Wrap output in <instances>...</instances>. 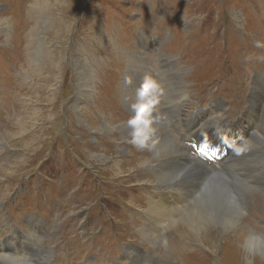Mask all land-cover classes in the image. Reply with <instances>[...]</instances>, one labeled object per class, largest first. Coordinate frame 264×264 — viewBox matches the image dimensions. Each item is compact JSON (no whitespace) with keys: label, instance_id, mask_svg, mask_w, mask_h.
<instances>
[{"label":"rangeland","instance_id":"374dc122","mask_svg":"<svg viewBox=\"0 0 264 264\" xmlns=\"http://www.w3.org/2000/svg\"><path fill=\"white\" fill-rule=\"evenodd\" d=\"M18 2L0 0V42H4L0 43V253L29 250L27 262L38 261L33 264H261L259 256L247 253L240 235L243 231L244 239L250 234L264 237L260 182L238 200L243 219L236 232L225 234L220 226L208 227L204 235L211 234L212 245L196 243L202 238L192 236L185 226L181 231L185 240L174 236L172 230L182 220L166 225V234L174 237L171 245H181V251L188 253L183 263L173 260L165 245L137 238L132 224L142 221L135 211L127 214L130 207L140 210L146 195L156 188L151 184L154 172H148L143 157L130 159L139 152L146 154L140 139L128 136L123 141L119 132L110 134L106 126L114 113L117 121L110 120L112 127L129 123L132 108L140 107L129 71L143 64L149 72L150 66L136 56L123 62L130 53L139 52L152 59L160 82L168 84L156 107L166 127L177 116L184 123L196 122L191 117L199 110L210 112L209 118L218 124L240 120L249 126L253 94L261 101L257 129L252 126L255 135L263 134L264 92L257 86L264 72V0H44L47 10L36 6L35 0ZM25 3L30 5V19L26 46L20 43L26 49L15 68L10 63L15 61L13 49L20 46V38L11 50V43L5 41L15 40L20 6ZM58 17L67 25L60 40L53 38ZM30 45L33 52L27 50ZM52 51L57 61L54 68L45 61V54ZM162 56L171 60L160 61ZM164 63H169L170 82L169 73L162 74L158 68ZM126 89L134 103L131 109L124 104ZM180 90L186 92L181 110ZM218 101L224 104L223 111L216 106ZM96 103H101V109ZM165 103L171 115L179 114H166ZM169 129L175 138L177 132L183 133L178 127ZM240 135L236 132L237 138ZM248 140L245 153L250 142L252 148H263V153L253 152L251 158L261 181L258 168L264 160V145L256 146L252 136ZM24 141L27 147H22ZM186 147L211 164L228 156L227 150L209 143L204 133ZM99 153L105 162H98ZM16 160L21 166L9 174ZM114 161L124 175L114 176L119 171ZM242 174L251 177L249 171ZM121 218L130 221L126 225L131 232L115 227ZM14 232L19 233L18 253H14L16 241L4 248L16 236ZM43 250L47 252L44 259L50 256L49 260L37 259Z\"/></svg>","mask_w":264,"mask_h":264},{"label":"bare ground","instance_id":"6f19581e","mask_svg":"<svg viewBox=\"0 0 264 264\" xmlns=\"http://www.w3.org/2000/svg\"><path fill=\"white\" fill-rule=\"evenodd\" d=\"M17 3L19 4L18 0ZM34 4H37L41 10L46 9V2H44V0H35ZM29 7L30 5H26V3L20 6L21 23L19 29L16 31L15 40H11V37H8L5 41L6 45L11 43V45L8 46V50H11L10 48L13 47V44H18V38H20L19 43L21 41V43L26 46L25 31L30 19L28 11ZM27 12L28 20L26 18ZM56 21H58V30L57 35L53 38H55L56 40H60L62 36H64L63 33L65 34V32L67 31V25L62 18L58 17ZM21 43L19 47H16L15 50L13 49V53L14 55H16V57L15 61L11 62L10 64L15 68L19 66L20 61L23 58V53L25 54L24 51L26 48L23 49ZM38 47L39 43L35 41L36 50ZM28 49L29 52H33L31 45L27 47V50ZM53 53L54 52L52 51L51 53L45 54V61H47L50 68H54L55 64L57 65V61L54 59ZM135 56L138 59L140 58L139 60L145 63L148 67L150 66L149 72L147 67L143 66V64L134 66L129 71V73H131V76H128V79L129 81L134 80L133 82H135V88L140 99V107L134 106L133 101H131V99L127 95L128 89L124 91L125 97H123L125 98L126 102L124 101V104L127 109H131L134 106V108H132L133 113L130 121L138 120L139 122L135 125L131 123H123L120 125L118 124V128H116L115 126L112 127L110 125L112 124L110 120L113 119V122L117 121V115L114 113L109 117L108 125L106 126L105 124V126L107 130L111 131L110 134L119 132V135H121V139L123 141H126L128 139V136L130 138L136 137L137 139H140V148L146 154H141L139 152L138 156L132 155L130 159L134 161V159L137 160V158H140V156L141 158L143 157L147 162L145 165H147L148 167V172H154V183L151 184H156V188H154L153 191L149 192L146 195V202H143L141 204L139 208L140 210H134L130 207L127 214L130 215L135 211L142 221V223L138 226L132 224V227H136L134 231L138 234L137 238H143V241L145 243H147L148 241L149 244L153 245H165V247L170 250V257L177 262L180 261L183 263V260L185 261V257L188 253L181 251V249L183 248V246L181 245H178L176 247H173L171 245L174 238L173 235L177 236L178 238H184V235L181 234V231H185V227H187L189 233H191L192 236H194L198 240L202 238L199 242L196 243L201 244L202 242L205 243V245L207 243H211L212 245V240H208L211 234L204 235L208 231V227L220 226L222 228L221 232L225 234L232 233L233 231L238 229V225L243 219L242 213H239L238 211L240 210L238 202L239 198L241 199V196L244 197L245 193L252 190V186L255 183L260 182V185L264 187V160L261 163L262 165L260 164L261 167L258 168L262 177L261 181L258 180L257 172L252 168L254 164L251 163L253 152L263 153V148H252V143L250 142L247 144V150L249 152H244L246 151V149H244L246 147V143L249 141L248 139H250L251 136L253 137L256 146L260 147V145H264V132L263 134L257 133L255 135L254 127L252 126V124L256 125L257 129V123L259 121L258 107L261 100L255 98V96L252 94V101L249 107V111L251 112V114L248 116L249 126H243L240 120L236 123L223 122L221 124H218L209 118L210 112L199 110L193 113L191 117V121L196 120V122L184 123L179 119L178 116L170 119L172 121V125H170V127H178L180 131H183V133L177 132V138L172 137V133L169 129L170 127H166L165 121L162 118V112L156 108L160 93L168 87V84L160 82V76L157 74V69L152 64V59L150 57L144 56L139 52H134L130 53V60L125 58L123 62H130ZM163 58L167 59V61L171 60L170 57L165 56L160 57L159 60L162 61ZM57 60L60 61L61 59ZM45 61L43 60L44 63ZM164 65L165 66H159L158 68L163 70L162 74H168L169 70L167 69L170 68H168L167 66L169 65V63H164ZM88 71H90V69H88ZM133 76H136V78H134ZM171 76L172 75H170V73L166 76L167 82H170ZM260 77L261 80L257 86V89H259L261 92H264V72L260 74ZM157 81L160 82L161 87L159 86ZM145 85H148L147 90L145 89ZM166 93L169 94L168 92ZM179 95L181 99V110V107L185 102L186 92L180 90ZM101 103H96L98 105V109H101ZM106 103H109V108L111 109L112 106H110V100H107ZM241 103L242 101L239 102V105ZM165 105L166 106H164V110L169 116L173 117L174 115L179 114V112H175V114L171 115L170 111L168 110V104L165 103ZM216 106L223 111L224 104L222 102H216ZM141 108L145 109L142 114L139 111ZM124 117L127 119L130 118L127 114H125ZM4 131L6 132V130ZM4 131L2 133H5ZM236 132L241 134L239 138H237ZM201 133H204L207 136L209 143L228 151V156L222 162L211 164L208 161L201 159L197 154L193 155L189 152V147H186L188 141H192L194 138H198ZM6 138H9V136L7 135ZM15 138L16 137H12L11 141L15 140ZM19 144L21 145L20 141ZM22 147H27L26 141L22 142ZM235 147H237V149ZM95 157L99 159L98 162L100 160L105 162L106 160L103 155H100V153ZM28 161L26 163L27 165ZM128 163L130 164V161ZM15 164L16 165L14 166V168H12V170L8 172L9 174L12 173L15 167L19 168V165L21 166V161L16 160ZM232 166L234 168H243L237 171H232ZM113 167L115 169H119V171L113 172L115 177L120 173L124 175L123 172L120 171L121 167L118 161L113 162ZM106 169L110 170V168L108 167ZM140 171L143 174L150 175L147 171ZM243 171H249L251 173V177L245 178V176L242 174ZM198 185L201 186L197 190L196 186ZM159 188L163 189L156 190ZM187 198L189 200H186ZM186 209L187 211H185ZM178 220H182L180 221L181 225H178V228L172 230L173 235L166 234V225L170 223H177ZM118 221L119 223L115 221L116 228L126 229L131 232L130 228L126 225H130V221L127 218L125 221L123 220V218L119 219ZM116 228L113 229L117 230ZM240 230L241 229H239V231ZM212 231L211 233H213ZM14 235L16 236H14L8 242V245L4 246V248H8L9 245L13 243V241L14 243L17 242L18 245L16 246L14 253H18L20 241L17 239V237H19V233L14 232ZM237 235L239 236V234ZM240 235L243 239V244L245 243L246 245L247 253L250 256H259L260 263L264 264V237L250 234L247 239H244L243 231H240ZM145 239H147V241ZM0 248H2L1 245ZM46 254L47 252L43 250L38 255L37 259L44 261L49 260L50 256L44 259ZM28 257L29 250H24L20 254L0 253V261L5 264H33L38 262L33 261L29 263L27 262ZM50 264L54 263L51 262Z\"/></svg>","mask_w":264,"mask_h":264},{"label":"snow or ice","instance_id":"6c2138e0","mask_svg":"<svg viewBox=\"0 0 264 264\" xmlns=\"http://www.w3.org/2000/svg\"><path fill=\"white\" fill-rule=\"evenodd\" d=\"M147 87H148V85H145V89H146V90H147ZM139 111H140V112H143V111H145V109H144V108H141ZM138 122H139L138 120H132V121H130L129 123L135 125V124H137Z\"/></svg>","mask_w":264,"mask_h":264}]
</instances>
